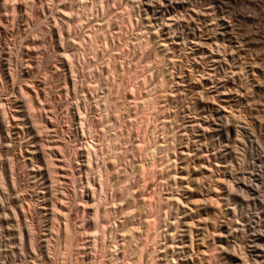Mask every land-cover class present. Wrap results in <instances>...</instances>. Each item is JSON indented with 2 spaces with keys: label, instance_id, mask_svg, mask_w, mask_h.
Instances as JSON below:
<instances>
[{
  "label": "rangeland",
  "instance_id": "obj_1",
  "mask_svg": "<svg viewBox=\"0 0 264 264\" xmlns=\"http://www.w3.org/2000/svg\"><path fill=\"white\" fill-rule=\"evenodd\" d=\"M21 1L18 0L21 3L18 4L16 0V8L14 9L17 13H14L15 10H13L11 4L8 5L7 1L0 0V30L2 29L0 31V47L3 49L0 48V104L4 103L0 105V264H61L64 260L69 264H101L102 261L107 262L115 254L112 237L113 234H120V231L117 232L114 229L112 233L109 232L110 234L108 233V236H105L106 239L104 238L103 247L99 246L97 249H91L92 228L89 225L91 210L87 207L85 212L80 213V210L83 211L84 206L74 195L77 191L81 195L80 189L77 187L80 184L76 183L73 187V184H71L73 177L71 169H69L63 157L58 155V158L62 161H55L56 152L53 151L55 149L53 147L63 145L64 151H68L67 153L70 154V156L67 153L66 155L71 157L74 140L78 146L86 143L85 139L82 140L83 136L80 131L77 130L75 105L78 104L84 113L88 112L89 119L92 120L94 117L93 120H95L98 117L95 115V107L92 108L94 106L93 97L91 98V94H88L89 89H86V84L90 87L87 82L89 81L88 78H85L86 67H83L78 60L76 62L78 61L81 65L74 62V72L78 77L76 80L78 83L80 82L79 85L77 83V88L79 86L78 93H75L72 90V75L71 72L69 73L68 61L63 58V56L65 57L63 55L65 49L66 53L64 54L71 53L70 44H68L70 35L68 37V33L65 34L66 42L60 45L56 29L52 28L53 14L56 13L55 8L52 5L51 8H46L43 13L42 10L39 11L38 9L40 5H36L39 4L38 1L34 3L31 0ZM77 1L79 0L75 2ZM128 1L121 0L120 2L119 0L120 5L117 2V5L114 6H116V9L120 6V9H117V14L118 11L122 12L123 8L129 9L130 13L127 10L128 17L132 16L134 18H130L131 23L128 24L130 27L127 26L129 30L123 28L121 31H125L119 32L113 24L111 28L114 30L110 28V32H112V36L116 34L114 38L119 40L121 48L126 51L123 53L126 54V58L130 60L133 58L134 62L129 59L126 61L125 65L127 66L124 69L126 72L123 73V70L118 72L120 76L116 77L114 81L116 83L111 78L110 83L108 82L107 73H104L106 77L103 76V72H107V69L106 64L101 62L104 60L103 62L106 63V57L109 53L104 51L103 55L102 51L99 52L98 61H96L97 58L91 57L89 60L92 62L89 65L91 68L97 65L98 71L102 73L100 78L101 76L102 78L98 77V71H96V77L101 81L104 78L105 82L102 81L103 83L107 82L106 85L101 87L102 89L109 84H119L122 81L121 77L125 83L122 81L120 84L130 85L128 84V76L125 74L128 70H131L132 73L138 69L136 71L138 74L145 72L142 77L140 75V78L142 80L143 78L147 79V83L151 80L152 84H143L146 83L145 80L143 81L141 86L143 85L144 88L140 87L139 90V95L142 94L143 96L140 97H143L144 100L147 98V101L150 97L154 100L160 97L157 101V103L159 102L157 107H160V114L164 111L161 114L163 116L160 117L159 112L157 114V109H150L154 111H151L153 115L149 114L150 110H148L149 122L147 120L148 123L144 124L146 128L142 126L146 136L143 134L144 130L142 128L140 133L141 136H145V144L150 145L157 137L160 139L163 137L161 140L164 143L159 138L158 144L154 140V144H157L158 147H153L155 145L152 142L153 146L150 147L153 149L148 150L150 152L147 151L148 154H144L145 157L142 155L143 157L141 156L138 161V163L143 162L144 165L150 164L151 159L154 160V164L160 161V164L154 165L156 168L153 170L159 177L157 175V178L153 174L154 179L151 178L152 183L156 180L157 184L156 182L151 184V179L148 177L150 183L147 179L146 188H152L153 190L149 188V191H153V194L156 191L155 189L157 191L162 189V191H158L161 195L158 194V197L157 194H154L155 196L151 194L153 197L150 195L149 199H152L148 204L154 201L150 206L151 208L153 206L150 210L153 211L160 205L159 202H163L164 206L160 205L156 209L160 212L164 211L161 213L163 214L162 221L165 220L167 224L177 225L175 226L177 229L171 225L170 232H164L163 229L162 233L165 235L161 234V237L162 235L165 237L167 233L175 235L174 241H171L174 242L173 244L166 243V237L160 238L161 240L158 238L160 240H158V245H161L159 248L161 253L158 257L160 263L164 262L165 259H170L173 247L175 252L172 258L181 263L189 260V264H264V0H130L129 3ZM108 3L107 5H109ZM112 5L110 4L111 7H113ZM130 5L132 10H130ZM10 6L12 9H10ZM31 6L33 7L28 9ZM122 6L123 8H121ZM111 7L108 10L114 12L116 9H111ZM19 8L21 11H19ZM113 12L110 13L111 16L114 15ZM101 13L100 10L97 17L100 20L95 19L98 20L96 24L108 16L107 13L105 15L103 13L101 15ZM115 16L113 19L117 20L119 17L115 18ZM45 17L50 20L51 27L49 23L46 24ZM140 20L143 22L142 24ZM93 24L95 22L90 23V25ZM12 29L15 32H11ZM116 30L121 35L127 32L128 34L127 36L124 34L123 39ZM17 32L18 34H16ZM140 32L142 33L140 34ZM79 33L82 35L83 32ZM15 35L22 39L24 37L23 40L25 41L18 40ZM119 35L122 39H119ZM149 35L152 36L150 37L152 39L149 38ZM140 36L145 39L143 40ZM117 39H114L113 44L118 45V47L114 46L122 51L120 45L117 44ZM145 40L152 42L148 44L151 47L146 46L147 51H144L145 48L141 49L142 51L138 49L145 52L142 55L137 50V45L145 42ZM24 46H26V49ZM27 47L30 48L28 51ZM127 51H129V55ZM135 51L138 52V55L132 57L136 54ZM104 57L105 59H103ZM8 60L10 61L8 62ZM100 60L101 62H99ZM98 62L101 66L97 64ZM138 62L141 63V67L140 65L138 67ZM93 63H96V65L93 66ZM134 64L137 65V69ZM102 65L104 68H102ZM76 67L79 69L76 70ZM131 67L134 69L132 70ZM80 68L82 70L84 68V70L81 72ZM124 74L128 81L125 80ZM148 74H151L152 79L147 76ZM79 75L81 78L84 76L83 79H80ZM18 76H20L19 81ZM146 76L150 78H145ZM163 76L167 78L168 83L162 84L167 82ZM163 79L165 80L163 81ZM81 80L85 83V89L82 87L84 83H81ZM160 81L162 83H159ZM21 82L25 86L30 85L27 86L29 88ZM30 82H33V84ZM103 83L101 84L103 85ZM157 83L161 85L162 89L164 86L166 87L161 90ZM65 84H67L66 87L68 86L69 90L65 88ZM31 85L32 88H30ZM154 85H157L156 89L159 88L161 91L155 90L157 91L155 92ZM20 87H23L22 90ZM129 87L131 86L125 87L127 91H130ZM39 89H45L44 92L47 94H44L43 90L39 91ZM26 92H29L27 93L28 97L31 96L32 98H30L32 108L29 105L30 103L27 102ZM36 92L40 97H43V101L45 99L47 101V103H45L46 101L43 102V104L45 103L43 105V108H46L45 111L49 109L46 112L47 115L37 103ZM74 93L78 94L77 96L80 98ZM158 93L160 95H157ZM65 95L69 96L66 97ZM151 98L149 101L153 100ZM77 100L81 102L76 104L75 101ZM90 100H92L91 103ZM84 103H87V106ZM1 106L2 108L5 107L4 110ZM74 107L75 109H72ZM161 109L162 111H160ZM51 111L52 113H49ZM55 115H58V117ZM71 115L75 119H70ZM50 116L54 120L57 118L56 123ZM13 117L16 118V121ZM49 120L53 121L52 124ZM155 120H158L159 123L162 121L163 125ZM45 122H47V128H43ZM156 125H160L158 128L161 127L158 133L155 132L157 131ZM166 127L169 130L165 131ZM52 128L56 130H52L54 133L49 131ZM46 129L49 133L45 131ZM165 132L170 135L168 136ZM63 133L64 135H62ZM164 133L165 137L170 138L166 139L163 136ZM152 135H155V137ZM171 137H173V140ZM65 141L67 142L64 143L66 146L63 144ZM68 142H70V146ZM167 142L170 143L172 150L169 149ZM159 143L164 144V146L167 144V147L165 146V148L163 145L159 147ZM45 145H49L51 148L48 146L47 148ZM67 145L68 149L66 151ZM164 148H168L171 153L167 150L166 155L162 151ZM51 149L52 153L55 152L54 154L50 153ZM155 152L159 153L157 158L163 155V158L167 156L166 158L169 157V160L165 159L164 164L163 158L158 159L156 162L154 158H156L157 153ZM49 155L52 156L57 165L59 164V168L56 167L58 177L55 175L59 182H55L57 179L52 180L49 178L50 173L46 170L48 169L46 161L51 160ZM76 157H72V163ZM150 157L152 158L150 159ZM75 163L73 164L74 167L78 166ZM97 164L94 161L93 172ZM169 164L173 165H170L173 168L172 171ZM74 169L75 174L79 166ZM170 171L171 175H169ZM91 175L88 178L92 179L93 175ZM153 175H150V177ZM174 176L176 177L175 180ZM160 180H162L163 185L160 182L158 183ZM158 184H160L161 189L156 188L159 187ZM73 188L78 189L74 192ZM253 188L255 191L252 190ZM61 192L66 193L68 198L61 196ZM113 194H115L113 191L109 193L108 201L114 204L118 199H113L112 196H115ZM83 197H85V194H83ZM62 198L64 202L72 204L71 211H67L66 218V220H69L67 224L71 228L73 236L72 249L69 252L71 254L68 253L69 255L65 254L64 242L57 237L60 235L59 229L63 228L62 222L64 223V219L57 215L56 217L60 221L58 223V221H54L55 218H52L56 213L53 205L57 206L59 204L58 207H60ZM174 198L180 199V202L176 200V204ZM164 201L165 203L174 204L173 206L170 205L169 209V205L167 204L168 207H166ZM161 206L163 210H161ZM164 208L169 211V216L165 219ZM156 210L153 212L156 213ZM140 211L141 209L137 206L136 212ZM112 212L110 221L112 224L117 225L121 221L120 215L118 216L114 211ZM153 212L150 214L153 215ZM150 214H148L150 217L146 216L151 220L153 217ZM81 223H84V226ZM139 223L136 222L137 225ZM52 225H55L54 229H52ZM162 228L165 227L162 225L160 230ZM165 244L167 247L172 246L169 249L170 253L168 252L171 256L163 252L164 247L162 248V246ZM108 245L109 247H106ZM121 247L118 253L122 250ZM152 247V244L148 245L149 250L146 248L147 253L151 251ZM165 255L168 257H165ZM119 256L122 257V251ZM146 260L147 257L143 264H146Z\"/></svg>",
  "mask_w": 264,
  "mask_h": 264
},
{
  "label": "bare ground",
  "instance_id": "obj_2",
  "mask_svg": "<svg viewBox=\"0 0 264 264\" xmlns=\"http://www.w3.org/2000/svg\"><path fill=\"white\" fill-rule=\"evenodd\" d=\"M5 1H7L8 2V5L9 4H11V6H12V8H13V10H15L14 8H16V0H5ZM21 1V0H20ZM33 3L35 2V1H38V3L39 4H36V5H40V7L38 8L39 9V11L40 10H42L41 12H43V11H45L46 10V8H51V6L53 5V7L55 8L54 10H55V14H53L54 16H53V23H52V28H55L56 29V32H57V36H58V38H59V41H60V45H61V43L63 44L64 42H66V40H65V34H67L68 33V37H69V35H70V40L68 41L69 43L68 44H70V50H71V53H69V54H64V53H66V49L64 50L63 48V50H64V52H63V55H65V57L63 56V58L64 59H66L67 61H68V65H69V73L71 72V75H72V90H73V92H75V93H78V90H79V86H78V88H77V83H78V81L76 80L78 77H76L77 76V74L74 72V66H75V64H74V62H76V60H78L82 65H83V67H86L85 69H86V71H85V78L87 79L88 78V80L89 81H87L88 82V84H90V87H88V85L86 84V89H89V93H88V91H86L88 94H91V98L93 97V103H94V106L92 107V105L91 104H89V102H88V104L89 105H91L90 107H92V108H94L95 107V112H96V114L95 115H97L96 117H97V119L95 118V120H93L94 119V117H93V119L91 120V119H89L90 118V116H88L89 114H88V112H83L82 110H81V108H80V106L77 104V102H81V101H75L76 102V104L77 105H75L76 106V110H77V123H76V125H77V130L78 131H80V133H81V135L83 136V138H82V140L83 139H85L86 140V143H84L83 145H81V146H78L76 143H75V140L73 141V140H71V141H73V145H72V148H73V150H71L72 151V156L71 157H68V155H66V153L68 152L67 151V149H68V145H67V148H66V151L67 152H65L64 150V147H62V146H56V147H53V148H55V149H53V151H55L56 152V155H55V161H57V162H61L62 160L61 159H59L58 157L60 156V157H63V159H64V161H65V163H67V165L69 166V169H71L70 171H72V180H71V184H73V187L76 185V183H79L80 185L79 186H77V187H79V192H80V194L81 195H79V193H78V191H77V193H74V192H76V191H74V190H77V189H75V188H73V193H74V195H75V198L77 197V199H79L78 201L80 202V203H82L83 204V206H84V209H83V211H81L80 210V213L81 212H85V208H87V207H89V209L91 210V213H90V223H89V225H90V227L92 228V233H91V238H92V241H90V242H92L91 244H92V246H93V248H92V246H91V249H97V248H99V246L101 247H103L104 246V238L106 239V235L109 233V232H113V230L115 229L117 232L118 231H120V234H113V248H114V252H115V254L114 255H112V257L107 261V262H103L102 261V263L101 264H143L144 263V261H145V258L147 257V260H146V264H189L188 263V261L189 260H186V262H178V261H176L174 258H172L173 257V255H174V250H173V247H172V250H171V255L169 254L170 253V251H169V249L171 248L170 246H166V244L164 245V246H162V248H163V252L165 253V254H167L168 252V256L170 255L171 257H170V259H165L164 260V262H161L160 263V260H159V256H160V254L159 253H161V252H159V248H160V244L158 245V242L164 237L163 235H165V234H163L162 232V230L164 229V232L165 231H169L170 232V227H171V223H169V224H167L166 222L167 221H162V215L163 214H161L162 212H164V211H162V212H160L159 210L157 211L156 209L157 208H159V206L160 205H163V202L161 203V202H159L160 203V205L156 208V209H153V211L154 210H156V213L155 212H153V211H150L152 208H153V206H152V208L150 207L151 206V204L152 203H154V201L151 203V204H148V203H150L151 202V199L152 198H150L149 199V197H150V195L151 194H153V191H149V188L147 187L146 188V186H147V179H148V177H149V179H154L153 177H154V175L153 174H155V172L153 171L154 170V168H156V166H157V163H159L160 161H158L157 162V160L158 159H162L163 158V155H162V157H160V158H157V156L159 157V153H157V152H155V153H157V155H156V158H154L155 159V161L157 162H155L156 164H154V160L153 159H151L152 157H150V159L152 160V162H150V164H146V165H144L143 164V162H141L140 161V163H138V161L141 159L140 157L142 156V155H144V154H148V153H146L148 150H150L152 147H150V146H153V145H155L154 144V140H156L157 142V144H158V141H159V137H157V139H154L153 141L152 140H150V141H152L153 142V145H152V142H151V144L149 145L148 143V146H147V144H145V142H144V137L146 136L145 134L146 133H144L145 132V130L143 129V127H145L144 126V124L147 122V120H148V110H150V109H152V108H154V110L155 109H157V114H158V112H159V109H160V107H157V104H158V106H159V102L157 103V101H159V99H160V97H159V99H157L156 100V98H155V100L153 99V98H151V99H153V100H151V101H149V99L150 98H148V101L145 99H143V97L141 98L140 96L142 95H139L140 94V92H139V90H140V87H142L141 86V84L143 83V81L145 80L144 78H143V80H142V78H140V75H141V77H142V75H143V73L145 74V72H142L141 74L139 73L138 74V72H136L138 69L136 68V64H134L135 65V68L137 69V70H134L135 72H132L131 73V70H128V72L127 73H125L127 76H128V79H129V83L128 82H126V83H128V84H130V85H127V86H125L123 83L122 84H120L122 81L124 82V80L122 79V77H121V82L118 84L117 83V85H111V84H109V85H107V86H105V87H103V89L101 88L102 86H104V85H106V83H103L102 81H104L105 82V80H104V78H103V80L101 81V80H99L97 77H96V75L99 73V78H100V74H102V73H100L99 71H98V68H97V65H96V63L93 65V66H95L96 65V67H92L91 68V62L92 61H90L89 59H91V57H93V58H97L98 57V54H100L99 52H101L102 51V53L104 52V51H106V53H109L108 54V56L106 57V63L105 62H101V60L99 61V62H101V63H104V64H106V69H107V72H103V76L104 77H106L105 75H104V73H107V76L109 77V78H107L108 79V82L110 83V78L113 80V82L115 81V79H116V77L119 75L120 76V74L118 73V72H122V70H123V73H124V71L126 72V70H124L125 69V66H127V65H125V63H126V61L129 59H127L126 58V54H123V53H125L126 51L124 50L123 51V49L121 48V45L119 44V40L117 39V38H114L115 37V33L113 32V34H115V35H111V33L112 32H110L111 31V29H113V28H111V26L114 24L115 26L114 27H116L118 30H119V32L124 28H126L125 30H129V29H127L128 27L127 26H129L130 25V18L132 17H128V13H130L129 12V9H127L128 10V13H127V10H126V8H123V6L121 7V8H123L122 10V12H119L118 11V14H120V16H118L117 17V9L120 7V6H118L117 7V9H116V6H114V5H117V2L119 1H117V0H111L113 3H110L111 1H109V3H108V1L107 0H79V1H77V2H75L76 0H31ZM30 1V2H31ZM130 1V0H129ZM129 1H128V3H129ZM135 1V0H134ZM134 1H133V3H134ZM138 1V0H137ZM6 2V3H7ZM17 2H18V0H17ZM25 2V1H24ZM29 2V1H28ZM120 2H121V0H120ZM120 2H118V4L120 5ZM123 2H126V1H123ZM123 2H122V4H123ZM21 3H22V1H21ZM21 3H19L18 2V4H21ZM107 3L109 4V5H107ZM127 3V2H126ZM29 4V3H28ZM110 4H113L112 6L113 7H111L110 6ZM132 4V3H131ZM6 5V4H5ZM7 5V6H8ZM24 5H26V6H28L27 4H24ZM32 5H34V4H32ZM107 5V6H106ZM134 5V4H133ZM11 6H10V9H12L11 8ZM18 6V5H17ZM20 6V5H19ZM26 6H25V8H26ZM129 6V5H128ZM127 6V7H128ZM33 6H31V7H28V9L29 8H32ZM34 7H35V5H34ZM106 7H107V10H106ZM111 7V9L112 8H115L114 10L116 11V13H115V11L113 12V10H111V11H109L108 10V8H110ZM125 7H126V5H125ZM9 8V7H8ZM36 8H37V6H36ZM100 8V9H99ZM130 10H132V7H131V5H130ZM20 9V8H19ZM27 9V8H26ZM53 9V8H52ZM120 9V8H119ZM37 10V9H36ZM102 11V13L105 15V13H107L108 14V16H107V18L105 17V18H103V20H101V22L100 23H98V24H96V21H98V20H100L99 18H97L98 17V12L99 11ZM106 10V11H105ZM134 10V9H133ZM19 11H21V9L19 10ZM25 11H27V10H25ZM49 11V10H48ZM51 11V10H50ZM121 11V10H120ZM14 13H17L16 12V10L15 11H13ZM29 12V11H28ZM109 12V13H108ZM114 13V15H112L111 16V14L110 13ZM134 12V11H133ZM132 12V13H133ZM44 13V12H43ZM42 13V14H43ZM53 13V12H52ZM51 13V14H52ZM102 13H101V15H102ZM46 14V13H45ZM115 14H116V16H115ZM15 15H17V14H15ZM44 15V14H43ZM131 15V14H130ZM47 16V15H46ZM114 16H115V18L117 17L118 19L115 21L113 18H114ZM101 17H104V16H101ZM48 18V17H47ZM133 18V17H132ZM40 19V18H39ZM45 19H46V17H45ZM95 19H98V20H95ZM102 19V18H101ZM134 19V18H133ZM41 21V20H40ZM43 22H44V20H42ZM133 21V20H132ZM147 21H149V19H147ZM146 21V22H147ZM45 22H46V24L48 25V23L50 22V20L48 19H46L45 20ZM91 22H95V24H93V25H90V23ZM140 22H141V20H140ZM150 22V21H149ZM149 22H148V25H149ZM86 23H87V25H86ZM88 23H89V25H88ZM143 22H141V24H142ZM86 26H85V25ZM129 24V25H128ZM132 24H134V23H132ZM131 24V25H132ZM5 25V24H4ZM13 25V24H12ZM144 25V24H143ZM3 26V25H2ZM49 26H50V23H49ZM48 26V27H49ZM54 26V27H53ZM132 26H134V25H132ZM1 27V26H0ZM47 27V28H48ZM51 27V26H50ZM130 27V26H129ZM142 27H144V26H142ZM146 27V26H145ZM148 27V26H147ZM146 27V28H147ZM4 28V27H3ZM46 28V29H47ZM111 28V29H110ZM139 28V27H138ZM13 29H14V27H13ZM13 29H12V31L11 32H15V31H13ZM143 29V28H142ZM145 29V28H144ZM2 30V29H1ZM0 30V31H1ZM51 30V29H50ZM114 30V29H113ZM125 30H123V31H125ZM140 30V29H139ZM147 30V29H146ZM3 31H4V29H3ZM23 31V30H22ZM25 31V30H24ZM52 31H53V29H52ZM55 31V30H54ZM83 32L82 33V35H81V33H79V32ZM123 31H121V32H123ZM134 31V30H133ZM143 31H145V30H143ZM148 31V30H147ZM48 32V31H47ZM116 32H118L117 30H116ZM118 32V34H120ZM127 32V31H126ZM132 32V31H131ZM6 33H7V31H6ZM70 33V34H69ZM130 33V32H129ZM142 32H140V34H141ZM145 33H150V32H145ZM1 34V33H0ZM12 34V33H11ZM16 34H18V32L16 33ZM22 34V33H21ZM20 34V35H21ZM117 34V35H118ZM125 34V33H124ZM123 34V35H124ZM127 34H128V32L125 34L126 36H127ZM138 34V33H137ZM136 34V35H137ZM12 35H14V34H12ZM80 35V36H79ZM121 35V34H120ZM119 35V36H120ZM123 35H121L122 37H123V39H124V36ZM130 35V34H129ZM139 35V34H138ZM137 35V36H138ZM142 35H144V36H146L145 34H142ZM17 38H18V40H21L22 38H19L17 35H15ZM23 36V35H22ZM120 36V38L119 39H122V37ZM13 37V36H12ZM16 37H15V40H16ZM139 37V36H138ZM150 37H152V36H150L149 35V38ZM1 38H2V36H1ZM9 38V37H8ZM127 38V37H126ZM140 38H142L143 39V36L141 37L140 36ZM139 38V39H140ZM147 38V37H146ZM23 39H24V37H23ZM22 39V40H23ZM68 39V38H67ZM114 39H117L118 40V43L117 44H119L120 45V48L122 49V51L119 49V48H117L118 47V45H115V43L113 44V42H115V40ZM145 39V38H144ZM143 39V40H144ZM150 39H152V38H150ZM27 40V39H26ZM117 40H116V42H117ZM23 41H25V40H23ZM123 41V40H122ZM136 41V40H135ZM149 41V40H148ZM1 42V41H0ZM22 42V41H21ZM138 42H140V41H138ZM137 42V43H138ZM142 42V41H141ZM150 42V41H149ZM149 42H147L146 40H145V42H142L141 44H135V45H137V50L138 49H144V51L146 50V46H150V45H148V44H151V42L149 43ZM121 43V42H120ZM124 43V42H123ZM122 43V44H123ZM131 43V42H130ZM23 44V43H22ZM67 44V45H68ZM127 44H129V42H127ZM126 44V46H128ZM134 44V43H133ZM117 46V47H115V46ZM26 46H27V44H26ZM26 46H24V48L26 47ZM64 46H65V44H64ZM124 46V45H123ZM61 47H63V46H61ZM151 47V46H150ZM1 48V47H0ZM28 49H27V51L30 49L29 47H27ZM127 48V47H126ZM134 48V47H133ZM149 48V47H148ZM15 49V48H14ZM20 49V48H19ZM26 49V48H25ZM132 49V48H131ZM131 49H130V51H131ZM135 49H136V47H135ZM134 49V50H135ZM1 50H3L2 48H1ZM69 50V51H70ZM127 50V49H126ZM128 50H129V48H128ZM110 51V52H109ZM139 51V50H138ZM142 51V50H141ZM141 51H139L142 55L145 53L144 51V53L143 52H141ZM147 51V50H146ZM20 52V51H19ZM105 53V54H106ZM129 53V51H127V54ZM135 53L136 54H134V56H132V57H135V56H137L138 54V52H136L135 51ZM132 54V53H131ZM130 54V55H131ZM141 54H139V55H141ZM103 55H104V53H103ZM129 55V54H128ZM158 55V54H157ZM156 55V56H157ZM28 56V55H27ZM100 56V55H99ZM102 56V55H101ZM127 57H130V56H127ZM150 57V56H149ZM148 57V58H149ZM99 58V57H98ZM98 58H97V60L96 61H98ZM131 58V57H130ZM142 58V57H141ZM158 58H159V56H158ZM103 59H105V57L103 58ZM133 59V58H132ZM131 59V60H132ZM140 59V58H139ZM125 60V61H124ZM130 60V59H129ZM130 60V61H131ZM138 60V59H137ZM137 60H135V61H137ZM144 60V59H143ZM151 60V59H150ZM154 60V59H153ZM10 60H8V62H9ZM12 61V60H11ZM77 61V62H78ZM95 61V62H96ZM133 61V60H132ZM139 62H140V60H138ZM142 61V60H141ZM13 62H15V61H13ZM20 62V61H19ZM76 62V63H77ZM78 62V63H79ZM94 62V61H93ZM99 62L97 63L98 65H100L101 66V64H99ZM134 62V61H133ZM133 62H131V63H133ZM137 63L138 64V67H139V65L141 64V63ZM24 63V62H23ZM64 63V62H63ZM79 63V64H80ZM128 63V62H127ZM136 63V62H135ZM155 63V62H154ZM12 64V63H11ZM80 64V65H81ZM90 64V65H89ZM103 64V65H104ZM9 65V64H8ZM67 65V64H66ZM102 65V66H103ZM129 65V64H128ZM130 65H132V64H130ZM5 66V65H4ZM18 66V65H17ZM21 66H23V65H21ZM27 66V65H26ZM30 66V65H29ZM28 66V67H29ZM149 66H150V64H149ZM99 67V66H98ZM140 67H141V65H140ZM17 68V67H16ZM65 68V67H64ZM97 68V70H95ZM100 68V67H99ZM102 68H104V66L102 67ZM128 68V67H127ZM126 68V69H127ZM130 68V67H129ZM128 68V69H129ZM143 68V67H142ZM142 68H141V70H142ZM18 69V68H17ZM79 68H77L76 67V70H78ZM81 69V68H80ZM131 69H132V67H131ZM134 69V68H133ZM132 69V70H133ZM140 69V68H139ZM65 71H67L66 69H64ZM83 70H84V68H83ZM82 69H81V72L83 71ZM103 70V69H102ZM141 70H140V72H141ZM145 70V69H144ZM143 70V71H144ZM13 71V70H12ZM17 71V70H16ZM96 71H98L97 72V74H96ZM130 71V72H129ZM102 72V71H101ZM19 73H21L20 71H19ZM78 74H79V72H77ZM84 73V72H83ZM83 73H82V75H83ZM123 73H122V75H123ZM22 74H23V72H22ZM67 74V73H66ZM76 74V75H75ZM124 74V75H125ZM13 75V74H12ZM11 75V76H12ZM17 75H19V74H17ZM16 75V76H17ZM21 75V74H20ZM65 75V74H64ZM70 75V76H71ZM126 75H125V78H126ZM151 74H148L147 76H150ZM80 76V75H79ZM145 77V78H150L151 77V79H152V76H150V77ZM84 77V76H83ZM83 77L81 78V76H80V79H83ZM144 77V76H143ZM164 77V76H163ZM162 77V78H163ZM169 77V76H168ZM12 78V77H11ZM18 78H20V76H18L17 77V79ZM23 78V77H22ZM25 78V77H24ZM84 78V79H85ZM101 78H102V76H101ZM100 78V79H101ZM124 78V77H123ZM165 78V77H164ZM106 79V78H105ZM107 79H106V81H107ZM118 79H119V77H118ZM166 79V81H167V78H165ZM165 79H163V81L165 80ZM12 80V79H11ZM14 80V79H13ZM66 80V79H65ZM126 81H128L127 80V78L125 79ZM18 81H19V79H18ZM28 81V80H27ZM83 80H81V83H84V82H82ZM85 81V80H84ZM100 81H101V83H103V85L100 83ZM119 81V80H118ZM147 79L145 80V82L146 83H143V84H147L148 85V83H151L150 81L147 83ZM14 82V81H13ZM65 83H67L66 81H64ZM22 83V82H21ZM24 83H25V79H24ZM31 83V82H30ZM80 83V82H79ZM79 83H78V85H79ZM114 83H116V82H114ZM125 83V82H124ZM159 83H162L161 81L159 82ZM165 83H168V81L167 82H163L162 84H165ZM23 84V83H22ZM31 84H33V82L31 83ZM152 84V83H151ZM155 84V83H154ZM158 84V83H157ZM24 85V84H23ZM66 85L67 84H65L64 86H65V88L66 89H68V86L66 87ZM22 86V85H21ZM25 86V85H24ZM27 86H30V85H27ZM27 86H25V87H27ZM34 86H35V84H34ZM33 86V87H34ZM85 83H84V85H82V87L85 89ZM128 86H131V87H129L128 89L130 90V91H127V87ZM145 86V85H144ZM155 86V89H154V91L155 90H158L159 92L161 91V90H163L166 86H164V85H162V86H164V88L162 89V87H161V85L160 84H158V86H159V88H161V90H159V88L158 89H156L157 88V85H154ZM81 87V89H83ZM126 87V88H125ZM21 88H23V87H20V89ZM27 88H29V87H27ZM30 88H32V85H31V87ZM38 88H39V86H38ZM64 88V89H65ZM105 88V89H104ZM144 87H142V89H143ZM152 88H153V86H152ZM83 89V90H84ZM141 89V90H142ZM22 90V89H21ZM24 90V89H23ZM28 90V89H27ZM26 90V91H27ZM38 90V89H37ZM36 90V91H37ZM40 90H43V89H39V91ZM45 90V89H44ZM44 90L42 91L44 94H47V93H45L44 92ZM69 90V89H68ZM68 90H65V91H68ZM121 90H122V92H121ZM150 90V89H149ZM35 91V90H34ZM82 91V90H81ZM79 91V93L81 94V95H83L82 94V92H84V91ZM144 91H146L145 89H144ZM143 91V92H144ZM153 91V90H152ZM154 91H153V93H154ZM41 92V93H42ZM85 92V93H86ZM121 92V93H120ZM139 92V93H138ZM155 92H157V91H155ZM23 93V92H22ZM24 93H25V91H24ZM27 93H29V92H26V94ZM42 93V94H43ZM74 93V94H75ZM141 93H142V91H141ZM145 93V92H144ZM26 94H25V96H26ZM41 94V95H42ZM68 94H70V93H68ZM155 94V93H154ZM35 95H36V97H37V103L40 105V109H43V111L45 112V114H46V112H48L49 111V109H48V111H45V109L43 108V105L45 104V103H47V101H46V99L43 101V97H40L39 96V94L36 92L35 93ZM49 95V94H48ZM47 95V98L49 97ZM76 96L78 95V94H75ZM128 95V96H127ZM152 95V94H151ZM157 95H160L159 93L157 94ZM66 96V95H65ZM67 96H69V95H67ZM66 96V97H67ZM75 96V97H76ZM87 96V95H86ZM143 96V95H142ZM146 96H148L147 94H146ZM156 96V95H155ZM27 97H28V94H27ZM26 97V98H27ZM78 97V96H77ZM76 97V98H77ZM153 97V96H152ZM30 98H31V96H30ZM30 98L28 97V100H27V102L28 103H30V101H32V100H30ZM78 98H80V97H78ZM90 98V97H89ZM157 98H158V96H157ZM32 99V98H31ZM84 99H87V98H84ZM1 100V99H0ZM48 100V99H47ZM76 100V99H75ZM46 101V102H45ZM89 101V100H88ZM91 101L92 100H90V103H91ZM43 102H45L44 104H43ZM3 103V102H2ZM1 103V104H2ZM53 103V102H52ZM92 103V104H93ZM0 104V105H1ZM4 104V103H3ZM31 104L32 103H30L29 105L31 106ZM75 104V103H74ZM80 104V103H79ZM82 104V103H81ZM86 106H87V103H84ZM162 104V103H161ZM34 105V104H33ZM2 106H4V105H2ZM2 106H1V108H2ZM7 106V105H6ZM74 106V105H73ZM85 106V107H86ZM36 107V106H35ZM55 107V106H54ZM53 107V108H54ZM162 107V106H161ZM5 108V107H4ZM4 108H2L3 110H4ZM31 108H32V106H31ZM50 108H52V107H50ZM72 109H75V107L74 108H72ZM85 109V108H84ZM91 109V108H90ZM163 109V108H162ZM162 109L160 110V111H162ZM13 110H15V109H13ZM52 110V109H51ZM88 110V109H87ZM153 110V109H152ZM152 110H150V112H149V114L151 113L152 114V112H154V111H152ZM17 111V110H16ZM19 111V110H18ZM17 111V112H18ZM42 111V112H43ZM54 111V110H53ZM84 111H86V110H84ZM94 111V110H93ZM92 111V113H94ZM152 111V112H151ZM20 112V111H19ZM56 112V111H55ZM164 112V111H163ZM162 112V113H163ZM8 113V112H7ZM49 113H52V111L51 112H49ZM54 113V112H53ZM70 113V112H69ZM89 113H91L90 111H89ZM156 113V112H155ZM161 113V114H162ZM6 114V113H5ZM48 114V113H47ZM46 114V115H47ZM159 114H160V112H159ZM160 114V115H161ZM50 115V114H49ZM67 115V114H66ZM92 115V114H91ZM153 115V114H152ZM56 117H58V115H55ZM151 116V115H150ZM155 116H156V114H155ZM154 116V117H155ZM163 115H161L160 117H162ZM49 117V116H48ZM51 117V116H50ZM153 117V118H154ZM159 117V118H160ZM165 118H167L166 116H164ZM13 118H15V117H13ZM46 118H47V116H46ZM52 118V117H51ZM50 118V119H51ZM69 118V117H68ZM72 118V115H71V117H70V119ZM165 118H164V120H165ZM53 119V118H52ZM57 119V118H56ZM55 119V120H56ZM72 119H75V118H72ZM150 119V118H149ZM156 119V118H155ZM157 119H158V117H157ZM14 120V119H13ZM12 120V121H13ZM19 120V119H18ZM46 120V119H45ZM54 120V119H53ZM55 120H54V122H55ZM160 120V119H159ZM161 120L163 121V119L161 118ZM14 121H16V118H15V120ZM57 121V120H56ZM75 121V120H74ZM74 121H72V122H74ZM153 121V120H152ZM156 122H158L159 123V121L158 120H155ZM161 121V122H162ZM49 122H51V124H52V120H49ZM67 122H69V121H67ZM148 122H149V120H148ZM147 122V123H148ZM154 122V121H153ZM160 122V123H161ZM46 123L47 122H45V124H43L44 125V127L43 128H47L48 126L46 125ZM56 123V122H55ZM71 123V122H70ZM159 123V124H160ZM164 123V122H163ZM162 124V123H161ZM160 124V125H161ZM57 125V124H56ZM160 125H156L157 126V131H155V129H154V131L155 132H160V131H158L159 130V128H161V127H159L158 128V126H160ZM163 125V124H162ZM52 126V125H51ZM53 126H55L54 124H53ZM143 126V127H142ZM147 126V125H146ZM155 126V127H156ZM167 126V125H166ZM55 127H57V126H55ZM70 127V126H69ZM154 127V126H153ZM51 128V127H50ZM49 128V129H50ZM143 129L144 131H143V134L145 135H142L141 136V133H140V129ZM146 128V127H145ZM167 127H166V130L165 131H167ZM52 130H54V131H56L55 129H51V130H49V131H52ZM58 130H60V129H58ZM61 130H62V132H64V130H63V128H61ZM148 130V129H147ZM169 130V129H168ZM45 131H47L48 133H49V131L46 129ZM153 131V132H154ZM53 132V131H52ZM60 132V131H59ZM69 132V131H68ZM152 132V133H153ZM154 132V134H156ZM54 133V132H53ZM57 133H58V131H57ZM71 133V132H70ZM77 133H79V132H77ZM148 133V132H147ZM166 134H168L167 132H165ZM165 133L163 134V136L165 135ZM60 134V133H59ZM149 134V133H148ZM160 134V133H159ZM62 135H64V133L62 134ZM73 135H75V134H73ZM158 135V134H157ZM170 134H168V136H169ZM60 136V135H59ZM153 137H155V135H152ZM167 136V135H166ZM168 136L167 137H165L166 139H169L168 138ZM49 137V136H48ZM74 137H76V136H74ZM143 137V138H142ZM50 138H52V137H50ZM60 138V137H59ZM163 137H161V139H162ZM164 138V139H165ZM172 138V140H173V137H171ZM77 139V138H76ZM160 139V140H161ZM52 140V139H51ZM54 140V139H53ZM79 140V139H78ZM77 140V141H78ZM149 141V140H148ZM162 141V140H161ZM165 141V140H164ZM53 142V141H52ZM52 142H51V144H52ZM147 142V141H146ZM170 142V141H169ZM50 143V142H49ZM64 143H67L66 141L65 142H63V144ZM70 142H68V144H69ZM162 143H164L163 141H162ZM168 143V142H167ZM171 143H172V141H171ZM175 143V142H174ZM55 144V143H54ZM56 144H57V142H56ZM72 144V143H71ZM81 144V143H80ZM156 144V145H157ZM160 144V143H159ZM65 146H66V144H64ZM153 146V147H158V145L157 146ZM161 145H163L164 146V144H160L159 145V147L161 146ZM168 145H169V149H171L172 147L170 146V143H168ZM172 145H173V143H172ZM175 145V144H174ZM44 146V145H43ZM46 146V145H45ZM48 147H50L49 145H47ZM46 146V147H47ZM69 146H70V144H69ZM163 146L161 147V149L163 148ZM166 147H167V144L165 145ZM164 146V147H165ZM47 147V148H48ZM147 147H149V149H147ZM165 147V148H166ZM174 147V146H173ZM51 148V147H50ZM49 148V149H50ZM164 148V149H165ZM48 149V150H49ZM153 149V148H152ZM157 149V148H156ZM160 149V150H161ZM164 149L162 150L164 153L168 150V148L167 149H165V151H164ZM173 149V148H172ZM171 149V150H172ZM52 151V149L50 150V153L51 154H54V153H52L51 152ZM168 151H170V150H168ZM148 152H150V151H148ZM162 152V153H163ZM175 152V151H174ZM170 153H171V151H170ZM170 153H168V154H170ZM67 154H69V153H67ZM153 154V153H152ZM166 155H167V153H165ZM59 155V156H58ZM78 155H79V159H78ZM151 155V154H150ZM165 155V156H166ZM51 155H49V157H50ZM69 156H70V154H69ZM74 156L76 157L75 159H74V162H76L75 164H77L78 166H79V169L77 170V172H75V174H74V168H76V167H78V166H76V167H74V162L72 163V159L74 158ZM161 156V155H160ZM171 156H173L172 154H171ZM175 156V155H174ZM73 157V158H72ZM143 157V156H142ZM144 157H145V155H144ZM146 157H147V155H146ZM167 157V156H166ZM166 157H164L162 160H163V164H164V160L166 159H168V158H166ZM51 158V160L49 159V160H47L46 161V163L48 164V169H46V170H48V173H50V177L49 178H51L52 180L54 179V180H56L57 178H56V176L58 177V175H56L57 174V171H56V167H58L59 168V164L57 165L55 162H54V160L52 159V156L50 157ZM148 158V157H147ZM172 158V157H171ZM170 158V159H171ZM177 158V157H176ZM178 159V158H177ZM142 160H143V158H142ZM147 160H149V159H147ZM169 160V159H168ZM63 161V162H64ZM94 161H96V164H97V166H96V169H94V172H93V164H94ZM146 161V160H145ZM175 162V161H174ZM145 163V162H144ZM162 163V162H161ZM46 164V165H47ZM160 164V163H159ZM162 164V165H163ZM173 164V163H172ZM172 164H169V167H171L172 168ZM154 165H156L155 167H154ZM170 165H172V166H170ZM61 166V165H60ZM80 166L82 167L81 169H80ZM95 166V165H94ZM159 167L161 166V165H158ZM168 166V165H167ZM176 167V166H175ZM174 167V168H175ZM61 168H62V166H61ZM60 168V169H61ZM168 168V167H167ZM170 168V170L172 171L173 170V168L171 169ZM158 169V168H157ZM169 170V169H168ZM167 170V171H168ZM157 171V170H156ZM166 171V172H167ZM171 171H170V173H169V175H171ZM165 172V171H164ZM163 172V173H164ZM159 173V172H158ZM54 174V175H53ZM77 174V175H76ZM90 174H92L91 176H92V179L94 178V180H92L91 178H88V176L90 175ZM167 174V173H166ZM173 174V173H172ZM52 175H53V177H52ZM56 175V176H55ZM74 175H76V176H74ZM150 175H153L152 177H150ZM158 175V174H157ZM157 175L155 174V176L157 177ZM169 175H168V177H169ZM174 175H176V174H174ZM82 176V177H81ZM161 176V175H160ZM177 176V175H176ZM158 177H159V175H158ZM157 177V178H158ZM171 177V176H170ZM175 177V176H174ZM157 178H155V179H157ZM161 178V177H160ZM148 179V180H149ZM151 179V184H154L155 182H156V180L154 181V183H152V180ZM176 179V177L174 178V180ZM51 180V181H52ZM159 180V179H158ZM58 181V179L55 181V182H57ZM161 181L162 180H160V181H158V183L160 182L161 183ZM54 182V183H55ZM59 182V181H58ZM149 183H150V180L148 181ZM53 184V183H52ZM58 184V183H57ZM156 184H157V182H156ZM162 185H163V183H161ZM177 184H178V182H177ZM176 184V185H177ZM182 184V183H181ZM160 184H158V186H159ZM149 186V185H148ZM153 186V185H152ZM154 187V186H153ZM161 186H159V187H156V188H159V189H161L160 188ZM180 187V186H179ZM155 188V187H154ZM152 188H150V190H151ZM153 190V189H152ZM156 191H154V194L156 195H158L159 193H158V191L160 192V191H162V189L161 190H158L157 191V189H155ZM252 190H254L255 191V189L253 188ZM112 191L115 193V194H113V195H115V196H112V198L113 199H118L117 201H115L114 202V204L113 203H110L108 200H109V193L111 192L112 193ZM149 191V192H148ZM216 192V191H215ZM62 194H61V196H63V197H67L68 198V196H67V194L66 193H64V192H61ZM88 193V194H87ZM83 194H85V197H83ZM153 194V196H155ZM148 195V196H147ZM159 195H161V194H159ZM159 195H158V197H159ZM152 196V195H151ZM152 196V197H153ZM157 197V198H158ZM67 198H65V199H67ZM61 199V198H60ZM59 199V200H60ZM64 199V200H65ZM170 199V198H169ZM168 199V200H169ZM172 199V198H171ZM153 200H155V199H153ZM174 200L176 201V200H178L179 202H180V199H175L174 198ZM174 200H171L172 202L174 201ZM162 201V200H161ZM174 201V202H175ZM55 202V201H54ZM53 202V203H54ZM167 202V201H166ZM178 202V203H179ZM52 203V202H51ZM59 203V202H58ZM61 204H60V207H58V205L56 206V205H53V208H54V212H56L55 213V216L53 217L52 216V218H55L54 219V221H58V223L60 222L59 221V219L56 217L57 215H60L61 216V218H63L64 219V223L62 222V225H63V228H60L59 230V232H60V235L59 236H57V237H59L58 239H61V241H63L64 242V249H65V254H67V255H69V254H71V253H69L70 252V249H72L71 248V244H72V232H71V228L70 227H68V224H67V221H69V220H66V218H67V211H69L70 210V208L72 207L71 205V203H68V202H64L63 201V198H62V200H61V202H60ZM157 203H158V200H157ZM164 203H165V201H164ZM171 203V202H170ZM56 204V203H55ZM169 205V207H168V205ZM173 204L174 203H172V204H169V203H165V205H167L166 207H168L169 209H170V205L171 206H173ZM176 204H177V201H176ZM158 205V204H157ZM137 206L141 209V211L140 212H136V208H137ZM164 206V205H163ZM219 206V205H218ZM154 207H155V205H154ZM178 207V206H177ZM221 207V206H220ZM46 209V208H45ZM161 210H163L162 209V206H161ZM164 210H165V208H164ZM71 211V210H70ZM69 211V212H70ZM112 211H114L118 216H119V218H121V221H119V224H112L111 223V221H110V217H111V212ZM154 213L153 215L152 214H150V213ZM113 213V212H112ZM114 213V214H115ZM177 213V212H176ZM221 213V212H220ZM54 214V213H53ZM115 214V215H116ZM148 214H150V215H152L151 217H153V219H149V218H147V216L148 217H150ZM116 215V216H117ZM147 215V216H146ZM169 216V211H167V209L165 210V216H164V219L166 218V217H168ZM60 218V217H59ZM69 218V217H68ZM138 218V219H137ZM145 218V219H144ZM168 219V218H167ZM171 219V218H170ZM175 219V218H174ZM137 220H139V221H137ZM172 220V219H171ZM62 221V220H61ZM84 221V220H83ZM170 221V220H169ZM136 222H140L138 225L136 224ZM164 224H163V223ZM177 222V221H176ZM175 222V223H176ZM52 223H54V222H52ZM57 223V224H58ZM111 223V224H110ZM81 225L82 226H84V223L82 224L81 223ZM163 225V227H165V228H162L161 230H160V228H161V226ZM53 226V225H52ZM172 226H177V225H172ZM54 227H55V225L52 227V229H54ZM57 228V227H56ZM55 228V229H56ZM173 228V227H172ZM176 229H177V227H175ZM58 230V229H57ZM175 230V229H174ZM52 231V230H51ZM166 232V233H167ZM176 233V232H175ZM174 233V234H175ZM59 234V233H58ZM110 234V233H109ZM161 234H163L162 235V237H161ZM168 234H170V233H167L166 234V243H169V245L170 244H173L174 242H171V241H174V238L176 237L175 235H173V234H170V235H168ZM51 235V234H50ZM108 236V235H107ZM110 238V237H109ZM160 240H159V239ZM111 240V241H112ZM159 240V241H158ZM106 243H108V242H106ZM90 244V245H91ZM109 244H110V242H109ZM152 244V249H151V251L149 252V253H147V251H146V248H148V245H151ZM168 245V244H167ZM122 246V247H121ZM166 246V247H165ZM90 247V246H89ZM106 247H109V245L108 246H106ZM106 247H104V248H106ZM120 247L122 248V257H120L119 256V253H121V251L118 253V250L120 249ZM109 249V248H108ZM101 250V249H100ZM110 250V249H109ZM147 250H149V248L147 249ZM105 251V250H104ZM112 251V250H111ZM93 252V251H92ZM96 252V251H95ZM102 252H103V250H102ZM106 252V251H105ZM113 252V253H114ZM221 252V251H220ZM69 253V254H68ZM218 253V252H217ZM219 254V253H218ZM217 254V255H218ZM107 255V254H106ZM106 255H105V257H106ZM109 255V254H108ZM167 255H165V257H168ZM220 255V254H219ZM94 256V255H93ZM69 257V256H68ZM72 257V256H71ZM164 257V258H165ZM218 258H219V256H217ZM70 258V257H69ZM104 258V257H103ZM223 259V258H222ZM69 260V259H68ZM95 260V259H94ZM103 260V259H102ZM220 260V259H219ZM226 260V259H225ZM70 261V260H69ZM100 261V260H99ZM98 261V262H99ZM192 261V260H191ZM222 262V261H221ZM227 263V262H226ZM61 264H69V262H66V260H64Z\"/></svg>",
  "mask_w": 264,
  "mask_h": 264
}]
</instances>
